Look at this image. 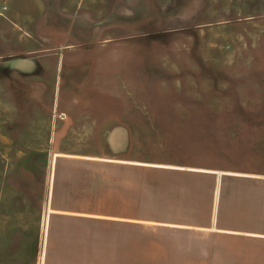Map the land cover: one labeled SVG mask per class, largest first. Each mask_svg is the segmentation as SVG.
<instances>
[{"label":"rangeland","instance_id":"obj_1","mask_svg":"<svg viewBox=\"0 0 264 264\" xmlns=\"http://www.w3.org/2000/svg\"><path fill=\"white\" fill-rule=\"evenodd\" d=\"M263 111L264 0H0V264H43L59 153L264 174Z\"/></svg>","mask_w":264,"mask_h":264},{"label":"crops","instance_id":"obj_2","mask_svg":"<svg viewBox=\"0 0 264 264\" xmlns=\"http://www.w3.org/2000/svg\"><path fill=\"white\" fill-rule=\"evenodd\" d=\"M120 111L81 113L92 124L75 131L136 132ZM48 212L43 264H264L260 173L61 152Z\"/></svg>","mask_w":264,"mask_h":264},{"label":"trees","instance_id":"obj_3","mask_svg":"<svg viewBox=\"0 0 264 264\" xmlns=\"http://www.w3.org/2000/svg\"><path fill=\"white\" fill-rule=\"evenodd\" d=\"M264 112V111H263ZM263 115V114H262Z\"/></svg>","mask_w":264,"mask_h":264}]
</instances>
